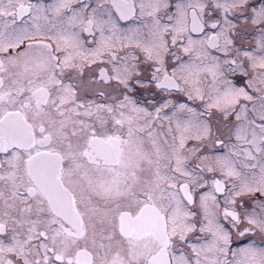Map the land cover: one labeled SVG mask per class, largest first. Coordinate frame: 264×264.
Returning a JSON list of instances; mask_svg holds the SVG:
<instances>
[{
    "label": "snow or ice",
    "instance_id": "6c2138e0",
    "mask_svg": "<svg viewBox=\"0 0 264 264\" xmlns=\"http://www.w3.org/2000/svg\"><path fill=\"white\" fill-rule=\"evenodd\" d=\"M0 264H264V0H0Z\"/></svg>",
    "mask_w": 264,
    "mask_h": 264
}]
</instances>
